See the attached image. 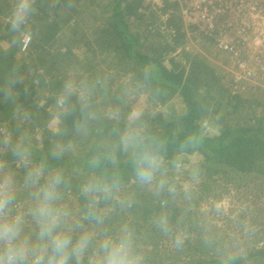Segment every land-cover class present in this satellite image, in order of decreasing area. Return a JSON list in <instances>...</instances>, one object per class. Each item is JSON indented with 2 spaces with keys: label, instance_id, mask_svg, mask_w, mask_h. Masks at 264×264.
<instances>
[{
  "label": "rangeland",
  "instance_id": "obj_1",
  "mask_svg": "<svg viewBox=\"0 0 264 264\" xmlns=\"http://www.w3.org/2000/svg\"><path fill=\"white\" fill-rule=\"evenodd\" d=\"M4 1L0 0V3ZM7 1L10 3L8 10L0 9V64L2 56L13 54L18 62V72L15 73L16 76H12L7 72L9 69H4L5 66L4 70L0 69V75L7 80H4L7 89L0 91V101L4 102L3 112L13 127L7 128L6 142L10 146H6L9 149H5V142H2L4 137L0 135V146H3L0 151L4 153L0 157V183L10 177L15 192V200L2 219L20 218L23 222L21 238H29L33 243H39V228L32 215L36 204L34 193L59 174L62 176V183L58 187L56 204L68 212L61 230L71 232L74 241L82 232L93 234L99 241L105 235L118 236L127 231L132 233L140 264H188L202 258L231 257L244 258V264H264V254L258 253L264 250V165H260L263 166L260 171H232L230 167L225 168L224 164L216 160L207 166L195 167L190 166V162L179 155H176L178 160L172 163L169 158L159 155L161 167L151 183H141L133 170L116 181L108 178L107 170H118L123 160L118 159L116 151L124 152L128 157L134 152L132 147L127 151L123 149L121 137L124 134L121 135L120 130L118 138L115 137L118 130L112 136L111 131L109 134L97 128L100 125L99 117L113 125L125 118L124 109L102 103L110 92L109 88L112 92H124L125 103L132 104L137 112L148 115L164 110L167 119H176L183 106L177 98L168 102L152 99L150 93L139 92V86H129L122 90L121 85L128 86L131 79L130 73L121 68L126 63L116 57L114 50H100L96 42L99 36L101 38L108 34L105 31L99 32V28L106 26L110 20L105 15L110 14L114 6L113 0H79L77 5L87 2L83 12H73L63 5L54 10L49 9L48 12H55L60 22L65 21L61 30L51 38H44V28L39 23L33 26V19H27L20 29L12 31L14 35L8 31V37H3L5 24L10 25L16 2ZM151 1L148 0L150 5ZM237 6H242V18L246 21L244 24L253 31L246 43L248 47L238 58L229 50L216 49L212 36L205 37L201 29L197 32L191 31L189 37L185 33V42L181 49L176 45L172 56L188 66L187 58L201 54L221 74L222 83L227 89L243 99L264 98V0H255L254 4H250L251 8L246 4L238 3ZM150 10H153L152 6ZM143 29L135 32L141 34V37L148 36L145 39L146 44L153 45L158 39L148 35ZM22 31L30 32L34 38L23 52L18 50ZM13 36H16L15 40L8 39L14 38ZM40 43V48H34ZM66 45L73 49V54L64 58L52 55L58 50L64 51ZM93 47L97 52L93 51ZM44 51H48V55L54 58L56 67L52 71L46 72L38 63L32 64L31 60L38 61L37 52ZM246 56L252 57L253 62L246 58L243 64L241 58ZM53 60L48 62L49 66ZM98 76H101V82L105 79L111 82L107 89H99L103 82L96 81ZM14 78H19L16 83L11 81ZM36 79L38 83L34 81ZM55 82L62 84L54 88ZM69 84L72 86L70 90L66 88ZM40 86H43V90L38 95L34 94V90L37 91ZM221 95L216 93L215 100L218 102L211 104L212 113L200 120L204 128L203 134L208 137H216L220 133L217 121L220 115H226L231 124L236 125L253 123L262 114V107L253 106L254 104L249 111L243 107L229 114L232 111L231 103L226 102L227 97ZM65 101L73 106L80 104L84 110L88 108L85 113H91V118L94 119L93 122H78L79 125L74 126L76 129L70 138L64 137V114L67 110ZM219 102L225 105L216 111ZM45 112L49 116L46 124L54 122V125L41 126L35 119V113L39 120L44 119ZM151 124L150 120H144L141 124L135 123L134 126L128 122L127 132H139L142 135V130L151 127ZM152 126L156 127L157 124L154 122ZM159 128L162 129L163 126L159 125ZM12 150L21 154L7 157ZM34 150L39 153L47 151L48 155L56 159L58 165L46 168L35 161ZM104 157L107 160H104L105 165L102 166ZM40 166H43L40 181L37 184L29 183V171ZM210 166L218 170L212 177L208 175ZM161 180L169 189L168 199H162L157 194L156 187ZM176 182H181L180 188L173 184ZM90 184L109 187L115 184L116 187L112 188L110 196L105 197L102 192L86 194L85 189ZM168 202L172 203L169 209L165 208ZM157 205H160L158 209L155 208ZM90 206L103 216L102 223L85 219ZM89 255L94 256L95 251L90 249Z\"/></svg>",
  "mask_w": 264,
  "mask_h": 264
},
{
  "label": "trees",
  "instance_id": "obj_2",
  "mask_svg": "<svg viewBox=\"0 0 264 264\" xmlns=\"http://www.w3.org/2000/svg\"><path fill=\"white\" fill-rule=\"evenodd\" d=\"M78 2L79 0H35L36 11L28 19H33L35 21L33 26L38 23L42 25L44 28V34L46 35L44 38H51L61 30L65 21L61 20L60 22L57 19L55 12H48V10L51 8L54 10V8L56 9L60 5H63L67 6V8L73 12L85 11L87 2L78 4L79 6L77 5ZM113 2L114 6L112 7L110 14L105 15L106 18L110 17V20L106 26L99 28V32L105 31L108 34L101 38L99 36L98 39H96V42L99 44L98 47L100 50H114L116 57L120 58L123 63H126L125 67L121 68L126 73H130L131 79L130 82L127 83L128 86L121 85L122 90L129 86H139V92L150 93L152 99L157 98L162 99L163 102L164 100L168 102L170 99L177 98L183 106L181 107V112H178L176 119H167L166 111L164 110H158L157 113L148 115L142 112H137L132 104L125 103L124 92H112L109 88V91L112 93L109 92L102 103L116 105L121 110L124 109L126 115L124 114L125 118L123 117L124 119L122 121H115L116 123L114 125L108 121L106 122L102 117H99L98 123H100V125L97 128L103 130L102 132L106 131V133L111 131V134H109L112 136H114L115 131L118 130L115 137L120 138L119 130L121 135L125 134L124 131L127 132L128 130V122L134 126L135 123L141 124L144 120H150L152 123L151 127L142 130L143 146L149 148L158 156L164 155L169 158L171 163L177 161L179 157L176 155H179L182 159L189 161L190 166L195 167L207 166L209 163H214L216 160L219 163L224 164L225 168L230 167L232 171H250L251 169L260 171V168L263 167L260 165H264V98L255 99L250 97L248 99H243L239 94L227 89L222 83L221 74L210 64L208 59L201 54H195L190 56V58H187L186 56L188 59V66L182 64V62L177 60L175 56L168 55L169 51L175 50L176 45L182 46L186 38L184 32L181 31L182 23L176 12L173 13L171 24L175 27L177 33L173 39L168 42L165 38V34L151 31L150 27L155 26L158 19L157 13L150 10L152 3L150 5L148 0H113ZM162 2L165 9H178V4L176 2L170 0H162ZM0 7H2L0 8L1 11L2 9L7 11L8 7H10V3L5 0L0 3ZM143 28L145 29V33L147 31L149 33L148 35L151 34L153 38L158 39L157 41H154L153 44L157 43L158 45L160 41L162 42L163 49L161 51H158L156 45H150V43L149 45L146 44L145 39H147L148 36L146 37V35H144L141 37V34L135 32V30L141 32ZM7 32L14 35L9 24H5V30H3L4 34L2 33L3 37H8ZM110 34H112V37ZM13 37L14 38L8 39L13 41L16 39V36ZM40 45L41 43L34 46V48H40ZM65 48L64 51L60 52V50H58L52 55H60L64 58V56L68 57V55L73 54V49L70 48L69 45H66ZM93 48L95 49L93 51L97 52L96 48ZM37 53H39L38 61L31 60L32 64L38 63L37 65L44 67L46 72L55 69L54 58L50 54L48 55V51ZM2 57L0 69H9L7 72L11 73L12 76H16L15 73L18 72L16 70L18 62L13 57V54H7ZM52 60L53 62L51 63V66H49L48 62ZM3 66H5L4 69ZM2 76L0 75V91L7 89L5 84V81L7 82V80ZM18 79L14 78L11 81H15L16 83ZM96 81L101 82V76H98ZM102 82L99 88L101 91L107 89L109 83H111L106 79ZM58 83L55 82V84H53L54 88L57 85L62 84L61 82ZM37 88L38 90L36 91L35 89L33 93H37L38 95L43 90V86ZM52 90L54 89L52 88ZM217 92L221 93V96L227 97L226 102L229 101V103H231L232 111L229 114L237 112L238 109L240 110L243 107H246L245 109L249 111L252 104H254L253 106L262 107V114L255 119L253 123L247 122L236 125H232L229 119L226 118V115H220L217 117L220 133L216 137H208L203 134L204 128L200 120L204 118V116H208L212 113L210 109L211 104L218 102L215 100ZM1 96L2 93L0 92V98ZM53 100H57V98H53ZM174 103L175 102H173V104ZM224 105L225 103L219 102V105L215 110L217 111ZM64 106L67 107L64 114V120L66 123L64 137H72L71 133L75 131L76 128H74V126H77L78 122L80 124L84 121L93 122L94 119L91 118V113H85L88 108L84 110L80 107V104H75L73 106L72 104H69L68 101H65ZM4 107V102L0 101V117L7 120L8 117L3 112ZM35 114V119L41 126L54 125V122H48L46 124L49 119L46 112L44 113L45 118H41L40 120L37 117V113ZM87 115L90 117L88 118ZM154 122L157 124L156 127L152 126ZM10 125L11 122H9V128L13 129ZM159 125H162L163 128L160 129ZM51 144L52 142H50V145ZM113 149L111 148V151ZM139 150V148H133L134 152L132 155H129V157L126 156L124 152L116 151L118 159L122 158L123 160L121 161L118 170H107L108 178L112 181H116L120 176L127 174L129 171H135V158ZM44 151L39 153V151L34 150L35 161L42 163L46 168L58 165L56 159L48 155L47 151ZM17 153L18 151L16 152L12 150L9 156H5L12 158V156H16ZM104 160H107V158H102L103 163ZM258 161L261 162L258 163ZM60 165L64 166L63 162H60ZM103 165H105V163L102 164V166ZM13 166L15 167L16 165L13 164ZM208 168L210 169L208 170V175L210 177H212L213 174L218 173L217 169H214L211 166ZM164 179L166 180L167 177ZM180 183L181 182H176L173 184L176 188H180ZM157 187V194L160 195L162 199H168L170 197L169 189L166 188L167 184L164 183L163 188H160L159 186ZM171 204V202H168L167 205H165V208L169 209ZM159 207L160 205H157L155 208L158 209ZM258 253L264 254V250H260ZM244 263V258L231 257L225 259L202 258L188 264Z\"/></svg>",
  "mask_w": 264,
  "mask_h": 264
},
{
  "label": "clouds",
  "instance_id": "obj_3",
  "mask_svg": "<svg viewBox=\"0 0 264 264\" xmlns=\"http://www.w3.org/2000/svg\"><path fill=\"white\" fill-rule=\"evenodd\" d=\"M35 11V0H16L10 17L11 31L20 29ZM66 88L70 90L71 84L66 85ZM121 145L125 151L130 147L140 149L135 158L136 177L143 184L151 183L161 167L159 156L143 146V137L139 132L125 133L121 137ZM42 172L43 166L29 171L28 182L37 184ZM61 183L62 176L57 174L34 193L36 204L32 215L38 224L39 243L21 238L23 222L20 218L2 219L15 200V192L10 177L0 183V264H140L131 232L126 231L118 236L105 235L99 241L93 234L82 232L74 241L71 232L61 230L68 217V212L56 204ZM113 187L116 185L90 184L85 193L91 195L102 192L108 197ZM159 187H164L163 180ZM85 219L102 223L103 216L90 206ZM90 249L95 251L94 256L89 255Z\"/></svg>",
  "mask_w": 264,
  "mask_h": 264
},
{
  "label": "built area",
  "instance_id": "obj_4",
  "mask_svg": "<svg viewBox=\"0 0 264 264\" xmlns=\"http://www.w3.org/2000/svg\"><path fill=\"white\" fill-rule=\"evenodd\" d=\"M178 4V9L174 8L165 9L162 0H152V9L157 13V23L155 26L150 27L151 31L165 34V38L170 42L177 33L175 27L171 24L173 13L176 12L180 17L182 23L181 31L186 33L189 37L191 31L197 32L200 29L204 36H212L215 42V48L221 51L229 50L234 53L236 58L240 56L243 50L248 47L249 34L252 35V29L247 27L242 18V6L237 4H254L255 0H170ZM236 3V5H235ZM256 4V3H255ZM245 12V11H244ZM241 17V18H240ZM204 27H203V26ZM202 26V28H200ZM190 31V34H188ZM251 31V32H250ZM250 35V36H251ZM186 37V35H185ZM187 38V37H186ZM33 35L28 31H22L20 40L18 42V50L25 51L33 42ZM180 49L182 46H179ZM177 47V51L179 50ZM250 52V50L248 51ZM169 55L174 54V51H169ZM241 58L245 60L250 58ZM241 64L240 61H238ZM253 60H251V63ZM242 66V65H241ZM233 67V66H232ZM254 67V66H252ZM38 83V80H34ZM8 119L4 120L0 117V135L4 137L5 149H9L10 143L6 142ZM9 133V137H10ZM7 145V146H6ZM3 147V146H0ZM0 151V157L3 156Z\"/></svg>",
  "mask_w": 264,
  "mask_h": 264
},
{
  "label": "crops",
  "instance_id": "obj_5",
  "mask_svg": "<svg viewBox=\"0 0 264 264\" xmlns=\"http://www.w3.org/2000/svg\"><path fill=\"white\" fill-rule=\"evenodd\" d=\"M153 45H156L157 46V49H158V51H161L162 49H163V44H162V42L160 41L159 42V44L157 45V43L156 44H153ZM155 47V46H154ZM142 94V93H141Z\"/></svg>",
  "mask_w": 264,
  "mask_h": 264
},
{
  "label": "bare ground",
  "instance_id": "obj_6",
  "mask_svg": "<svg viewBox=\"0 0 264 264\" xmlns=\"http://www.w3.org/2000/svg\"><path fill=\"white\" fill-rule=\"evenodd\" d=\"M9 126V125H8Z\"/></svg>",
  "mask_w": 264,
  "mask_h": 264
}]
</instances>
